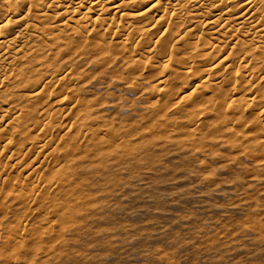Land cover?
I'll return each mask as SVG.
<instances>
[{
	"label": "bare ground",
	"instance_id": "obj_1",
	"mask_svg": "<svg viewBox=\"0 0 264 264\" xmlns=\"http://www.w3.org/2000/svg\"><path fill=\"white\" fill-rule=\"evenodd\" d=\"M78 58L105 65L122 60L134 73L149 61L160 72L154 88L164 97H175L177 78L190 77L191 95L204 90L218 99L217 117L229 118L227 109L240 116L243 106L264 116V92L258 93L264 88V0H0V226L15 202L25 208L18 223L5 228L6 244L18 247L5 264H20L29 243L41 244L56 231L50 216L67 220L78 212V172L91 169V155L124 138L106 137L110 129L80 98L68 62ZM175 63L180 71L172 69ZM194 102L190 108L185 102L193 127L215 108L211 103L199 111ZM33 215L48 227L26 231Z\"/></svg>",
	"mask_w": 264,
	"mask_h": 264
},
{
	"label": "rangeland",
	"instance_id": "obj_2",
	"mask_svg": "<svg viewBox=\"0 0 264 264\" xmlns=\"http://www.w3.org/2000/svg\"><path fill=\"white\" fill-rule=\"evenodd\" d=\"M68 62L82 88L80 98L110 129L106 137L121 133L124 138L90 156L94 165L78 172V212L67 220L50 216L56 231L44 234L41 244L29 243L18 262L264 264V116L258 107L243 106L240 116L223 107L232 118L222 119L221 113L217 117L222 107L217 98L212 101V94L198 90L199 97L191 95L195 81L190 77L177 78L171 92L175 97L169 93L170 102L165 99L154 88L161 75L149 61L138 73L122 60L106 65L82 58ZM195 62L196 69L201 61ZM172 69L180 71L181 65L175 63ZM260 87L255 92L262 94ZM185 102L189 108L194 102L199 111L212 103L214 112L202 115L193 127ZM101 155L104 163L95 164ZM24 209L15 202L5 211L0 264L16 258L18 247L6 244L10 234L5 228L17 224ZM24 224L26 231L48 227L35 215Z\"/></svg>",
	"mask_w": 264,
	"mask_h": 264
}]
</instances>
